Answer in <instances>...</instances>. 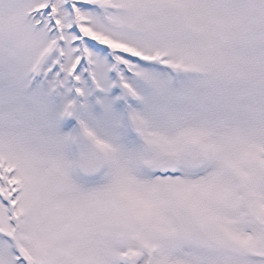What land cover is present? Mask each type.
Wrapping results in <instances>:
<instances>
[{
  "label": "snow or ice",
  "instance_id": "1",
  "mask_svg": "<svg viewBox=\"0 0 264 264\" xmlns=\"http://www.w3.org/2000/svg\"><path fill=\"white\" fill-rule=\"evenodd\" d=\"M0 264H264V0H0Z\"/></svg>",
  "mask_w": 264,
  "mask_h": 264
}]
</instances>
